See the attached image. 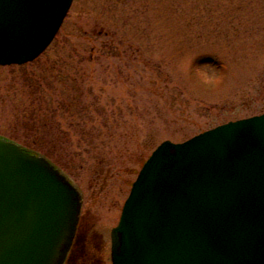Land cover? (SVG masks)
<instances>
[{
	"label": "rangeland",
	"instance_id": "374dc122",
	"mask_svg": "<svg viewBox=\"0 0 264 264\" xmlns=\"http://www.w3.org/2000/svg\"><path fill=\"white\" fill-rule=\"evenodd\" d=\"M262 114L264 0H74L38 59L0 66V138L83 195L70 261L112 264L111 232L160 144Z\"/></svg>",
	"mask_w": 264,
	"mask_h": 264
},
{
	"label": "water",
	"instance_id": "95a60500",
	"mask_svg": "<svg viewBox=\"0 0 264 264\" xmlns=\"http://www.w3.org/2000/svg\"><path fill=\"white\" fill-rule=\"evenodd\" d=\"M74 0H0V66L38 59ZM83 195L0 138V264H65ZM112 264H264V114L163 142L111 232Z\"/></svg>",
	"mask_w": 264,
	"mask_h": 264
},
{
	"label": "trees",
	"instance_id": "16d2710c",
	"mask_svg": "<svg viewBox=\"0 0 264 264\" xmlns=\"http://www.w3.org/2000/svg\"><path fill=\"white\" fill-rule=\"evenodd\" d=\"M72 251V250H71ZM70 254H71V252H70ZM76 257V256H75ZM74 257V259L72 260V261H70V255H69V257H68V260L66 261V264L70 261L71 262V264H89V263H86V260L85 259H83V258H85L84 256H79V257H77V258H75ZM83 257V258H82ZM68 264H70V263H68Z\"/></svg>",
	"mask_w": 264,
	"mask_h": 264
}]
</instances>
